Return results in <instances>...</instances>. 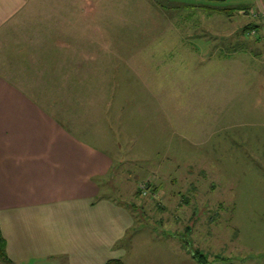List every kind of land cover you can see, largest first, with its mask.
Masks as SVG:
<instances>
[{
    "label": "rangeland",
    "instance_id": "1",
    "mask_svg": "<svg viewBox=\"0 0 264 264\" xmlns=\"http://www.w3.org/2000/svg\"><path fill=\"white\" fill-rule=\"evenodd\" d=\"M42 1L41 105L112 157L121 245L264 264V0Z\"/></svg>",
    "mask_w": 264,
    "mask_h": 264
},
{
    "label": "crops",
    "instance_id": "2",
    "mask_svg": "<svg viewBox=\"0 0 264 264\" xmlns=\"http://www.w3.org/2000/svg\"><path fill=\"white\" fill-rule=\"evenodd\" d=\"M41 2L0 0V228L9 259L0 264H188L185 246L167 237L168 247L145 252L121 245L134 220L103 191L112 157L76 135L61 119L67 110L42 107L41 32L27 25Z\"/></svg>",
    "mask_w": 264,
    "mask_h": 264
},
{
    "label": "trees",
    "instance_id": "3",
    "mask_svg": "<svg viewBox=\"0 0 264 264\" xmlns=\"http://www.w3.org/2000/svg\"><path fill=\"white\" fill-rule=\"evenodd\" d=\"M217 1H225V0H217ZM182 8L183 7L181 6L178 9V11H181ZM236 9L244 10V11L248 10L247 8H236ZM178 15H180V13L177 14V13L174 12V16L171 15L170 16V19H172L174 17H178L179 18ZM179 19L181 20V22H183L181 18H179ZM258 28H259V26L256 23H254V22L253 23H249V24H246V25H244L242 27L241 33L244 34V35L245 34H249V33H251L252 35H255L256 33H258V30H257ZM232 51H236V48L234 47L232 49ZM226 56H229V55H226ZM193 257L199 263H207V259L201 253H194L193 254ZM0 259L3 260V261H5V262H9V259L7 257V254H6V240L4 239V237L2 235L1 228H0ZM105 264H124V262L122 260H120V259H111V260L107 261Z\"/></svg>",
    "mask_w": 264,
    "mask_h": 264
},
{
    "label": "built area",
    "instance_id": "4",
    "mask_svg": "<svg viewBox=\"0 0 264 264\" xmlns=\"http://www.w3.org/2000/svg\"><path fill=\"white\" fill-rule=\"evenodd\" d=\"M262 15L264 16V12L262 11Z\"/></svg>",
    "mask_w": 264,
    "mask_h": 264
}]
</instances>
